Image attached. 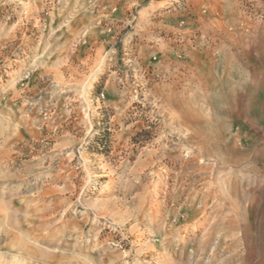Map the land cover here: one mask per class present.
<instances>
[{
  "label": "rangeland",
  "instance_id": "374dc122",
  "mask_svg": "<svg viewBox=\"0 0 264 264\" xmlns=\"http://www.w3.org/2000/svg\"><path fill=\"white\" fill-rule=\"evenodd\" d=\"M0 264H264V0H0Z\"/></svg>",
  "mask_w": 264,
  "mask_h": 264
}]
</instances>
